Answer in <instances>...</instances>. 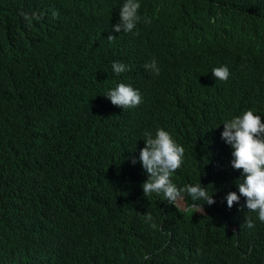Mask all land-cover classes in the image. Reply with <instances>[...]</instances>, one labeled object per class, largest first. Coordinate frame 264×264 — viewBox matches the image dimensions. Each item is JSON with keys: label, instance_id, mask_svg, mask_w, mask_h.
<instances>
[{"label": "trees", "instance_id": "16d2710c", "mask_svg": "<svg viewBox=\"0 0 264 264\" xmlns=\"http://www.w3.org/2000/svg\"><path fill=\"white\" fill-rule=\"evenodd\" d=\"M104 1L0 0V264H264V222L243 196L227 206L241 171L223 166L232 149L221 138L243 109L264 122L255 113L264 108V0H196L199 9L154 0L143 50L131 32L109 42L115 13H93ZM21 12L40 18L29 25ZM180 42L199 71L223 64L228 80L183 81L173 64ZM111 59L131 66L123 76L143 92L133 109H107L106 90L94 99L114 78ZM151 61L159 75L145 69ZM247 62L262 78L238 94ZM136 116L142 128L131 135ZM159 124L184 148L172 183H200L219 196L213 204L186 192L185 207L143 195L136 143Z\"/></svg>", "mask_w": 264, "mask_h": 264}, {"label": "clouds", "instance_id": "9594fccd", "mask_svg": "<svg viewBox=\"0 0 264 264\" xmlns=\"http://www.w3.org/2000/svg\"><path fill=\"white\" fill-rule=\"evenodd\" d=\"M182 2L192 9H199L196 0H182ZM157 5L158 3L154 0H106L94 8L93 13L103 16L115 13L108 26L109 35L107 39L110 43L116 39V36L111 34L131 32L132 47L143 50L148 41V34L144 27H150L144 16ZM262 6L264 9V2ZM20 14L29 25L33 19L38 20L40 18L36 13L29 15L21 12ZM220 33L227 37L231 44L232 39L235 40L236 33L232 29H226ZM215 36L217 38L218 33ZM181 43L178 44L175 51L173 64L176 74L181 75L183 81L198 80L200 76L213 77L221 82L228 80L230 72L223 64L211 66L209 72L207 69L205 73L199 71L197 64L185 53L187 50L185 47V51L183 50ZM144 67L155 75H159L160 70L155 61L145 63ZM243 67L244 69L239 72L237 88L234 90L238 94L248 86L257 85L262 78V71L256 63L247 62L244 63ZM130 70L131 66L126 62L111 59L108 63V71L114 78L97 91L94 99L103 101L102 97L106 90L105 96L112 103L107 105V109L115 111L133 109L142 103L143 92L141 88L123 76L126 71ZM251 109H243L241 115L223 123L221 138L232 149L231 166L228 163L223 164V166L229 170L232 167L241 171V176L235 181L239 195L235 191H230L226 195V201L227 206L231 208L234 202L238 203L240 197L243 196L247 211L255 213L259 221L264 222V122H262L261 116L254 114ZM263 112L264 108H261L255 113L261 114ZM142 124V119L139 116L130 118L125 125L127 133H131V135L138 133ZM166 128L164 125H156L144 131L136 143L137 146L142 147L139 151V162L147 173V177L143 176L139 183L143 195L147 197L156 194L162 196L163 200L170 205L185 207L181 194L186 192L193 201L202 200L209 205L213 204L219 196L213 200L212 195L200 183L185 185L182 188H177L172 183L173 173L183 163L184 148L173 139L172 134L167 132L168 129ZM131 159L132 156L129 162ZM131 162L135 164L136 159L133 158ZM199 212H203L201 205ZM144 219L145 222L152 221L150 214L146 215ZM246 226L248 228L254 227L253 220L247 219ZM151 227L155 228L156 225L152 223Z\"/></svg>", "mask_w": 264, "mask_h": 264}]
</instances>
